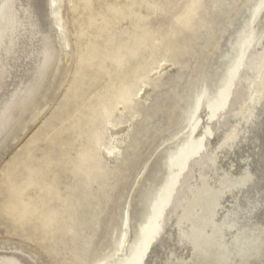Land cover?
<instances>
[{"label": "bare ground", "instance_id": "obj_1", "mask_svg": "<svg viewBox=\"0 0 264 264\" xmlns=\"http://www.w3.org/2000/svg\"><path fill=\"white\" fill-rule=\"evenodd\" d=\"M65 1L0 0V153L47 108L60 67L71 63ZM112 1L135 15L138 0ZM262 58L264 0H255L219 62H212L211 50L196 61L185 107L174 118L172 106L164 109L166 124L177 130L133 158L120 190L125 199L109 211L103 240L87 264H264ZM170 67L162 60L151 77ZM152 91L142 84L141 105L119 106L106 121L108 142L100 153L108 162L119 160ZM151 163L157 169L147 179ZM66 207L72 214L79 209ZM73 220L69 227L79 229ZM37 256L0 243V264H39Z\"/></svg>", "mask_w": 264, "mask_h": 264}, {"label": "rangeland", "instance_id": "obj_2", "mask_svg": "<svg viewBox=\"0 0 264 264\" xmlns=\"http://www.w3.org/2000/svg\"><path fill=\"white\" fill-rule=\"evenodd\" d=\"M71 1L62 9L71 63L60 67L47 108L0 153V243L36 250L39 264L89 262L109 211L125 199L120 190L133 158L177 130L166 124L164 109L172 106L174 118L185 107L196 61L211 50L219 62L255 0H138L133 17L112 0ZM162 60L171 67L152 78ZM144 83L153 86L152 96L119 160L110 163L100 153L106 121L119 106L138 108ZM156 169L149 164L146 178ZM66 204L79 209L72 214ZM73 219L80 223L77 238L79 229L68 225Z\"/></svg>", "mask_w": 264, "mask_h": 264}, {"label": "water", "instance_id": "obj_3", "mask_svg": "<svg viewBox=\"0 0 264 264\" xmlns=\"http://www.w3.org/2000/svg\"><path fill=\"white\" fill-rule=\"evenodd\" d=\"M229 32H230V29H229ZM226 38V36H224V38H223V40ZM135 202H133V204H134ZM133 210H130V216H131V221L133 220V218H134V215H132L133 214V212H132Z\"/></svg>", "mask_w": 264, "mask_h": 264}, {"label": "snow or ice", "instance_id": "obj_4", "mask_svg": "<svg viewBox=\"0 0 264 264\" xmlns=\"http://www.w3.org/2000/svg\"><path fill=\"white\" fill-rule=\"evenodd\" d=\"M262 63H264V58H262Z\"/></svg>", "mask_w": 264, "mask_h": 264}]
</instances>
